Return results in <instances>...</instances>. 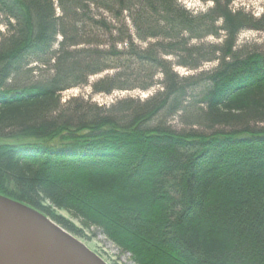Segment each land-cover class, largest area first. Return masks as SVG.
Masks as SVG:
<instances>
[{
	"label": "trees",
	"instance_id": "1",
	"mask_svg": "<svg viewBox=\"0 0 264 264\" xmlns=\"http://www.w3.org/2000/svg\"><path fill=\"white\" fill-rule=\"evenodd\" d=\"M201 1L0 0V195L136 264H264V49L239 44L264 11ZM84 86L154 93L63 103Z\"/></svg>",
	"mask_w": 264,
	"mask_h": 264
},
{
	"label": "water",
	"instance_id": "2",
	"mask_svg": "<svg viewBox=\"0 0 264 264\" xmlns=\"http://www.w3.org/2000/svg\"><path fill=\"white\" fill-rule=\"evenodd\" d=\"M0 264H107L38 210L0 195Z\"/></svg>",
	"mask_w": 264,
	"mask_h": 264
},
{
	"label": "rangeland",
	"instance_id": "3",
	"mask_svg": "<svg viewBox=\"0 0 264 264\" xmlns=\"http://www.w3.org/2000/svg\"><path fill=\"white\" fill-rule=\"evenodd\" d=\"M181 4H183L187 9L197 13L204 12L208 8H210L213 4L212 2H203L201 0H178ZM233 7L235 9L244 8L247 11L254 13L256 16L260 15L264 11V0H235ZM0 30L5 32V28L0 25ZM209 42H219V40L214 38H209ZM240 46L252 45L253 47H257L259 49H264V32H255V31H245L240 35L239 39ZM59 50V45H56L53 49L52 54L47 58L51 64L54 63V58ZM217 63H208L204 65L198 71H188L183 68H177L176 71L180 76H189L199 73L201 71L209 72L214 70L217 67ZM45 66L39 63L33 64L28 70H26L21 75L17 76L11 81V84L14 86H22L25 84H29L42 76H44L47 69H43ZM44 70V72H42ZM100 76H96L90 80V85L94 83ZM158 89V87L156 88ZM154 90L151 92H142L139 90L131 91V92H114L111 95L105 94H93L90 86H84L81 88L71 89L66 91L62 95L63 103L73 97H81L84 99H90L92 102L101 105L108 106L113 104L116 100L133 97L146 99L149 97ZM174 126L177 128H181L179 119L174 121ZM58 214L73 222L78 228L82 229V225L80 221L74 219L69 213L58 211ZM69 232V231H68ZM75 238H77L80 242L85 244L90 250H92L95 254H97L100 258H102L107 264H136L133 262L131 256L127 253H124L116 244H114L111 240L105 237L100 230L97 228H90L83 230V236L75 235L74 233L69 232Z\"/></svg>",
	"mask_w": 264,
	"mask_h": 264
}]
</instances>
